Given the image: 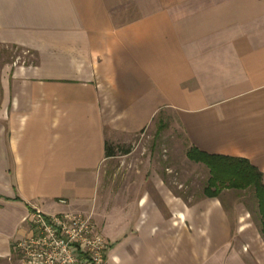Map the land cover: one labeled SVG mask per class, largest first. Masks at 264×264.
Instances as JSON below:
<instances>
[{
  "label": "crops",
  "instance_id": "0c3cea01",
  "mask_svg": "<svg viewBox=\"0 0 264 264\" xmlns=\"http://www.w3.org/2000/svg\"><path fill=\"white\" fill-rule=\"evenodd\" d=\"M0 43L34 57L0 66V264L32 210L89 212L106 142L166 109L189 147L264 183V0H0ZM140 185L101 217L108 264H264L239 253L219 198Z\"/></svg>",
  "mask_w": 264,
  "mask_h": 264
},
{
  "label": "rangeland",
  "instance_id": "374dc122",
  "mask_svg": "<svg viewBox=\"0 0 264 264\" xmlns=\"http://www.w3.org/2000/svg\"><path fill=\"white\" fill-rule=\"evenodd\" d=\"M33 60V55L24 49L0 43V66L16 61L27 64ZM117 145L130 148V152L122 154L118 151L102 163L90 211L69 213L90 217L99 230L103 215L109 212L116 215V209L126 208L129 200L142 192L144 186L140 184L144 178L161 179L172 193L180 195L186 202L204 196L209 170L202 162L188 157L190 147L170 110L158 114L128 143ZM217 198L228 214L232 241L239 253L246 258L264 260V237L253 190L225 188ZM111 220L115 223L116 216ZM21 258L19 253L16 254L14 264H23Z\"/></svg>",
  "mask_w": 264,
  "mask_h": 264
},
{
  "label": "built area",
  "instance_id": "2783aa9c",
  "mask_svg": "<svg viewBox=\"0 0 264 264\" xmlns=\"http://www.w3.org/2000/svg\"><path fill=\"white\" fill-rule=\"evenodd\" d=\"M28 222L31 235L15 245L23 264H108L107 242L90 217L35 210Z\"/></svg>",
  "mask_w": 264,
  "mask_h": 264
},
{
  "label": "trees",
  "instance_id": "16d2710c",
  "mask_svg": "<svg viewBox=\"0 0 264 264\" xmlns=\"http://www.w3.org/2000/svg\"><path fill=\"white\" fill-rule=\"evenodd\" d=\"M118 151L122 154H127L130 152V148L123 149L120 145L115 146L106 142V158L114 157ZM187 155L194 161L202 162L209 170V178L203 189L204 196L217 197L220 191L225 188L253 190L261 218V234L264 237L263 174L244 158L207 154L199 151L195 147H190Z\"/></svg>",
  "mask_w": 264,
  "mask_h": 264
}]
</instances>
